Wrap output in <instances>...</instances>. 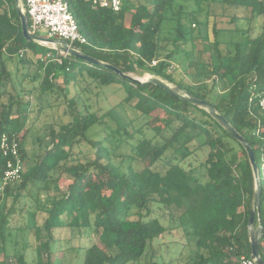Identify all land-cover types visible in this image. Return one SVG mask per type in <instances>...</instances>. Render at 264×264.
<instances>
[{
    "label": "trees",
    "instance_id": "obj_1",
    "mask_svg": "<svg viewBox=\"0 0 264 264\" xmlns=\"http://www.w3.org/2000/svg\"><path fill=\"white\" fill-rule=\"evenodd\" d=\"M69 1L79 29L89 41L75 44L77 47L126 73L148 72L182 86L215 106L248 140L261 178L264 223V110L259 105L264 92V0H211L222 11L208 13L205 20L199 19L197 11L184 10L177 0H123L120 12L86 0ZM221 19L228 26L220 27ZM256 19L258 33L248 34ZM231 33L245 37L221 39L222 34ZM189 43L191 55H185ZM49 52L57 51L24 38L15 0H0V139L4 133L15 135L23 160L28 157L25 127L30 102L24 97V87L20 84L18 89L14 81L9 66L14 59L17 68L22 65L29 70L36 64L34 79H41V91L47 95L60 91L69 118L59 127H51L50 142L35 154L38 160L23 171L22 179L0 191V255L8 254L15 204L21 197L32 196L26 192L30 184L38 189L37 197L39 190L49 193L51 204L41 225L29 224L34 244H28L14 263L0 264H129L139 261L150 243L176 229L192 235L187 242L192 247L183 264H238L240 255L251 256L249 215L255 177L244 146L205 109L153 83L123 79L111 69L70 55L62 63L48 61ZM181 55H185L180 63L189 79L185 72L176 76L169 71L171 62ZM153 60L158 61L156 65ZM79 75L86 82L82 88L75 84ZM61 77L63 85L58 83ZM110 84L127 88L126 101L137 98L134 107L148 117L151 135L135 127L131 130L130 122L120 123L114 109L94 110L87 94L96 85ZM158 109L179 124L171 120L162 125L160 117L153 115ZM109 120L118 125L102 139L88 134L94 126L110 130ZM195 140L200 144L196 146ZM82 142L95 149L93 159L72 158L74 148ZM125 147L130 153L123 152ZM204 149L207 153L200 166L206 179L201 181L188 158ZM117 151L122 156L119 162L115 161ZM168 152L171 157L164 168H153ZM5 167L0 149V181ZM62 180L68 183L66 189L60 186ZM51 183H55L54 190ZM7 198H13L14 205L6 211ZM64 226L93 228L97 239L54 258V231ZM66 251H75L74 261L67 258ZM260 253L264 258L262 241ZM149 264L162 263L153 255Z\"/></svg>",
    "mask_w": 264,
    "mask_h": 264
},
{
    "label": "rangeland",
    "instance_id": "obj_2",
    "mask_svg": "<svg viewBox=\"0 0 264 264\" xmlns=\"http://www.w3.org/2000/svg\"><path fill=\"white\" fill-rule=\"evenodd\" d=\"M135 1V0H133ZM181 6H183L186 11H197L198 17L200 20H205L208 13L216 14L222 11V8L216 6L211 0H177ZM179 10V6H176V11ZM130 13L127 14V23L130 20ZM225 18V17H224ZM223 20V21H222ZM226 19H221L220 27L228 26L225 22ZM170 23L167 24L169 26ZM258 25L259 20L256 19L249 25L248 34L256 35L258 33ZM194 26V25H193ZM242 26V25H241ZM247 25H245L246 27ZM41 36L47 37V31H41ZM245 35L242 33H231L229 35L222 34V40H232L238 41L244 38ZM205 39L201 42L199 49L204 48ZM192 45L187 44V51L184 53L185 55L190 54V47ZM170 48H173V45H170ZM185 55H181L177 58L176 61L171 62V66L169 67L170 72L175 71V75H180L181 72H185V78L189 79V75L187 71L183 69V65L180 63V59ZM199 60V59H198ZM17 59L12 60L9 63L10 69L14 76V81L18 85V89L21 88V85L24 87L25 99L30 102L29 108V118L26 125L27 139H26V148L28 150V157L24 160V171L27 170L32 164H35L38 158L35 154H40L44 145L48 144L51 139L50 131L51 127L57 128L59 125L64 124L67 120H69L68 115L65 113L66 103L65 96L57 91L55 93H44L41 91L40 83L41 79L38 77L34 79V74L36 73V64L32 65L29 70L25 69L22 65H19V69L16 65ZM189 66V63L186 64ZM191 71V70H189ZM28 74L24 76V74ZM146 73V74H145ZM133 76L145 78L150 73L148 72H133L131 73ZM43 81L46 82V79ZM60 85H63V78L61 77L58 81ZM85 80L79 75L78 80L75 84H78L77 87H84ZM172 83V82H171ZM211 81H209V84ZM21 84V85H20ZM175 84V83H173ZM131 84L128 83L126 85L129 88ZM126 87H123L120 84H110V85H96L94 89L91 90L87 95L89 96L91 102L94 103V110L96 111H106L108 109H114L117 114L120 123H128L130 122V129L136 128L141 129L143 132L151 135V130L147 128L146 121L148 117H144L140 115L134 107V104L137 101V98H133L131 101H126L125 97L128 95V90ZM74 86L72 89L74 90ZM81 106V103H79ZM153 115H157L160 117L161 124L168 123L173 120L171 116H168L164 110L158 109L153 112ZM175 125H178L179 122L173 120ZM110 130H103L102 126H94L90 130H88V134L94 139H102L105 135L110 133L111 130L114 129L118 124L115 121L109 120ZM131 129V130H132ZM40 138L39 141L36 139ZM196 146L200 144L198 140H195L194 143ZM191 144V149L196 147ZM207 148V147H206ZM123 152L130 153V148L125 147ZM207 153V150H198L193 155H191L188 159L192 160L193 163V174L196 177L201 178V181L206 179V176L203 175L204 169L200 166L201 161L204 160V157ZM115 161L119 162L122 159L120 155V151L116 152ZM95 157V149L88 143L82 142L80 145L74 148L72 158L78 161H88ZM171 157V152H168L167 155L164 156L162 160H159L153 164V168L163 169L168 160ZM129 162V161H128ZM127 162V164H128ZM126 165V163H125ZM60 186L62 189H66L68 183L65 180L60 182ZM51 188L55 189V183H51ZM38 189L30 184L26 192L33 193L32 196L28 195L27 197H21L19 202L15 204V214L11 217V224L14 226L13 229V241L10 242L7 246L8 254L4 256L0 255V262L14 263L18 254L24 252L28 249V244H34L35 237L33 232L30 231V225L32 222L41 225L46 216L47 210L51 206L48 202V194L44 190H39V197H37ZM37 198V199H36ZM13 198H7L6 203V211L12 207ZM154 210H159L157 207H153ZM28 211H36V214L30 215ZM156 214H160V211L156 212ZM167 218V217H165ZM56 236V250L54 254V258H62L65 250H70L72 247H85L94 242L97 237L93 232V228H77V227H60L55 229ZM192 235H185L184 230L176 229L174 233L167 232L160 239H156L152 244L148 245V249L146 254L136 262H130L129 264H149L151 262V257L155 255V259L160 263L164 264H183L182 259L189 254V247L192 245H188L187 242L191 241ZM182 246L183 249H182ZM181 248V249H180ZM182 250V253L179 252ZM67 252V251H66ZM68 259L74 261L75 251L67 252ZM173 260V261H171ZM171 261V262H170Z\"/></svg>",
    "mask_w": 264,
    "mask_h": 264
},
{
    "label": "built area",
    "instance_id": "obj_3",
    "mask_svg": "<svg viewBox=\"0 0 264 264\" xmlns=\"http://www.w3.org/2000/svg\"><path fill=\"white\" fill-rule=\"evenodd\" d=\"M29 17V29L40 35L47 31L48 37L66 40L70 44H88V38L81 32L77 19L71 9L69 0H22ZM94 6L108 8L120 12L123 0H86ZM48 61L62 63L68 54L63 52L47 53ZM153 60L152 65L157 64ZM261 109L264 110V92L259 100ZM0 149L6 158V167L0 181V191L4 192L6 185L22 179L24 160L20 154L19 142L15 135L4 133L0 139ZM262 242L264 244V223L262 222ZM238 264H257L252 256L240 255L236 258Z\"/></svg>",
    "mask_w": 264,
    "mask_h": 264
},
{
    "label": "water",
    "instance_id": "obj_4",
    "mask_svg": "<svg viewBox=\"0 0 264 264\" xmlns=\"http://www.w3.org/2000/svg\"><path fill=\"white\" fill-rule=\"evenodd\" d=\"M16 11L20 18L21 28L24 38L29 42H36L50 48L55 49L57 52L66 53L72 57L82 59L88 63L95 64L97 66L105 67L115 71L123 79H128L133 82L140 84L153 83L162 89L170 92L171 94L178 96L180 99L190 102L191 104L205 109L234 139L239 141L247 151L251 166L253 168L255 177V190H254V202L250 210L249 215V235H250V246L251 256L255 259L257 264H264V258L260 253V244L262 241V217H261V202H262V190H261V178L259 168L255 159V152L252 145L248 140L238 131V129L223 115L215 106L206 100H203L183 88L180 85L173 84L167 79L156 75L149 74L145 78L133 76L131 73H126L119 67L98 59L90 54H87L76 45L70 44L66 40L53 39L35 34L29 29V17L27 11L23 5L22 0H15ZM257 216V224L255 225V218Z\"/></svg>",
    "mask_w": 264,
    "mask_h": 264
},
{
    "label": "bare ground",
    "instance_id": "obj_5",
    "mask_svg": "<svg viewBox=\"0 0 264 264\" xmlns=\"http://www.w3.org/2000/svg\"><path fill=\"white\" fill-rule=\"evenodd\" d=\"M146 74V73H145ZM145 77H147V76H145Z\"/></svg>",
    "mask_w": 264,
    "mask_h": 264
}]
</instances>
